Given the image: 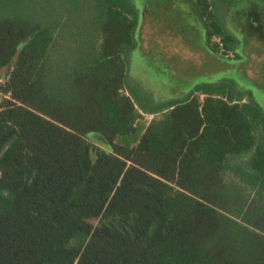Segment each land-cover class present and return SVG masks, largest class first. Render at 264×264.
<instances>
[{
	"label": "trees",
	"instance_id": "16d2710c",
	"mask_svg": "<svg viewBox=\"0 0 264 264\" xmlns=\"http://www.w3.org/2000/svg\"><path fill=\"white\" fill-rule=\"evenodd\" d=\"M218 1L193 0L215 56ZM138 20L131 0H0V264H264V109L230 79L142 103Z\"/></svg>",
	"mask_w": 264,
	"mask_h": 264
},
{
	"label": "rangeland",
	"instance_id": "374dc122",
	"mask_svg": "<svg viewBox=\"0 0 264 264\" xmlns=\"http://www.w3.org/2000/svg\"><path fill=\"white\" fill-rule=\"evenodd\" d=\"M131 2L139 20L136 49L128 56L129 80L138 100L155 108L187 98L196 85L216 87L230 79L239 87L233 89L237 99L264 109V0L216 3L215 13L234 42L228 50L219 36H213L210 46L227 61L207 49L206 22L193 0ZM9 71L0 75L7 76Z\"/></svg>",
	"mask_w": 264,
	"mask_h": 264
}]
</instances>
